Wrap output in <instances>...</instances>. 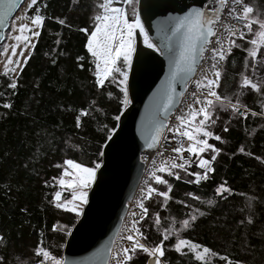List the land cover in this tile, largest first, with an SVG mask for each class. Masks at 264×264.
Returning <instances> with one entry per match:
<instances>
[{"label": "trees", "instance_id": "16d2710c", "mask_svg": "<svg viewBox=\"0 0 264 264\" xmlns=\"http://www.w3.org/2000/svg\"><path fill=\"white\" fill-rule=\"evenodd\" d=\"M38 2L47 5L43 14L53 19L44 21L31 56L15 77L16 95L6 88L11 76L0 74V93H7L0 95V264H36L39 258L34 255V249L41 242L62 257L69 233L52 231V226L72 228L78 217L50 203L57 190L52 177H58L62 171V167L53 165H63L64 159L85 165L92 161L101 163L98 150L117 126L115 115L121 114V107L124 109L120 104L123 96L115 82L105 81L101 88L95 86L94 64L89 63L92 58L84 48L87 37L79 31L82 27L91 29L98 0ZM246 3L254 9L252 16L264 19V0H246ZM131 13L132 7H129V16ZM55 18L65 20L67 26H61ZM236 42L242 48L250 47L246 41ZM57 47L63 55L52 52ZM242 48H233L226 58L220 86L216 89L222 96L231 97L232 103H236L235 93L241 90L239 74L242 71L253 80L264 76V71L258 69L253 75L243 67L246 52ZM77 56L85 57L80 62L84 64L83 69L77 67ZM257 58L260 59L259 54ZM53 59L57 61L55 64ZM242 91L240 102L250 111L260 113L264 97L251 89ZM5 100L11 108L2 107ZM81 109L87 115L80 117L81 125L77 128L76 117ZM215 116L219 118L210 130L220 135L224 143L209 141L222 149L214 162L211 178L196 185L185 183L192 178L183 172L180 180L165 177L172 186L171 199L165 207H161L160 197L147 201L150 216L142 225L149 242L159 243L162 237L151 214L158 213L161 225L166 227L171 219L178 222L196 209L197 220L181 233L182 238L228 256L232 261L264 264V115L240 117L232 114L230 108L224 111L218 106ZM225 127L227 132L223 131ZM240 148L244 151L240 152ZM191 170L199 171L195 165ZM224 181L234 194H225L227 198L221 199L214 189ZM156 187L166 190L163 185ZM189 192L199 199L192 200L187 195ZM62 196L66 197L63 193ZM209 199L215 201L211 206L207 204ZM200 212L204 215L200 216ZM168 244L169 241L164 242L169 264H199L191 253L181 256ZM134 264H147L146 256L138 254ZM209 264L227 262L210 257Z\"/></svg>", "mask_w": 264, "mask_h": 264}, {"label": "snow or ice", "instance_id": "6c2138e0", "mask_svg": "<svg viewBox=\"0 0 264 264\" xmlns=\"http://www.w3.org/2000/svg\"><path fill=\"white\" fill-rule=\"evenodd\" d=\"M21 2L22 0H0V5L5 9L0 11V24L4 23V17L15 11ZM137 3L138 0H98L96 4L98 11L93 16L95 22L91 29L82 27L79 31L87 37L84 48L92 58L89 63L94 64L92 75L95 86L101 88L105 81L115 82L123 96L120 99L122 106L130 103L129 69L133 65V54L137 51L138 43L142 41L144 48L164 55L168 59L167 88L159 109L162 119L154 126V130L145 143L148 149H152L166 129L172 133V140L175 143L171 147V151L175 153V156L163 159L159 165L153 163L152 169L148 173L150 182H145L141 197L136 202V206L140 210L139 215L131 214L133 219L121 236V239L128 243L116 251L111 248L107 249L105 255L106 257L110 256L114 264H134V258L138 254H144L150 264H169L165 258L164 248V242L169 241L170 249H174L181 256L191 253L192 258L199 264H209V257H218L219 260L226 261L227 264H242L240 261H232L228 256L220 255L206 246L181 237V233L191 228L197 220V216L194 214L196 209H193V213L188 214V218L178 222L174 218L171 219L166 227L161 225L158 213L151 214L162 237L159 243L149 242V237L140 222L150 216L145 201H150L153 197H160L162 198L161 207H165L171 199L169 193L172 186L165 177L180 180V173L183 172L185 176L192 178L185 180V183L199 185L202 181H208L211 178L210 174L215 172L214 162L217 161L222 149L209 141L215 140L224 143L220 135H216L210 130V126L215 125L219 118L215 116V109L218 106L224 111L230 108L232 114L246 117L250 110L239 100V97L244 95L242 90L251 89L252 92L264 97V76L253 80L243 71L239 74L241 90L235 93L236 103H232L231 97L222 96L216 90L220 86L226 58L232 53L233 48H242V45L236 42L237 36L240 41H246L250 45L248 48H242L246 52L243 67L253 75L258 69L264 71V19L258 18V15L252 16L254 9L244 0H199V6L183 4L178 9L183 13L182 15L169 17L171 35L167 38L169 41H173L174 45H168L166 51H160L149 39L145 23L141 19V13L134 6ZM121 4L124 7H121ZM129 7H132L131 16L128 14ZM46 9V4L42 5L38 0H28L24 10L11 22L12 32L7 36L14 42L4 45L3 51H0V56L4 57L3 75L5 77L8 76L9 71L18 76L23 64L27 63L32 54V48L35 47L33 38L40 36V29L46 19H53L43 14ZM29 10H32L31 15H29ZM222 13H225L227 19L239 21V24L229 25L225 22V15ZM55 20L61 26H67L65 20L60 18H55ZM4 38L0 36V40ZM55 43L58 45L59 39ZM9 52L10 54L5 55ZM52 52L57 55L64 54L59 51L58 47L53 48ZM84 59V56L76 57L78 68H84V64L80 63ZM56 62L55 59L52 60L53 64ZM13 65L16 67H12ZM177 82L182 89L180 95L189 91V83L194 85L195 90L190 91L191 102L187 105V111L182 115H177L176 122L172 125L167 123V119L174 102L176 94L174 85ZM17 87L15 79H9L6 83V88L12 90V95H16ZM0 95L6 96L7 93H0ZM109 95L111 94L109 93ZM2 107L9 109L11 104L5 100ZM119 111L122 113L123 107ZM86 115L87 111L81 109L76 117L77 128L81 125L80 117ZM251 115L253 117L264 115V103L261 104L260 113L252 111ZM114 119L120 121L121 115H115ZM223 131L227 132L228 128L225 127ZM107 139L111 140L112 136H108ZM98 151L101 157L105 155L103 146ZM239 151L243 152L244 150L240 148ZM185 153L187 156L184 155ZM249 155L251 154L249 153ZM257 159L260 158L257 157ZM193 165L199 171H190ZM53 166L62 167V171L58 177H52L57 190L54 191L50 203L57 209L74 214L75 217L81 216L84 205L89 203V192L98 179L101 163L92 161L85 165L73 159H64L63 165ZM159 185L165 186L166 190L156 187ZM45 186H48L47 181H45ZM214 192L221 199L227 198L225 194H234L233 189L227 186L226 181L218 184ZM62 193L69 195L62 198ZM187 195L192 200L199 199L192 192ZM177 203L183 202L177 201ZM214 203L215 201L211 199L207 201L209 206ZM249 206L251 205L249 204ZM185 207H189V205L185 204ZM21 211L25 210L21 209ZM199 215L203 216L204 213L200 212ZM248 222L251 223L250 218ZM177 223L179 227H173ZM57 230L64 234L71 232V228L63 225L58 228L57 225H53L52 231ZM172 239H174V243H172ZM34 255L39 258L36 264H66L62 257L53 254L43 246L42 242L35 247ZM105 264H108V259H105Z\"/></svg>", "mask_w": 264, "mask_h": 264}, {"label": "water", "instance_id": "95a60500", "mask_svg": "<svg viewBox=\"0 0 264 264\" xmlns=\"http://www.w3.org/2000/svg\"><path fill=\"white\" fill-rule=\"evenodd\" d=\"M21 5L4 17L0 24V36L5 37L9 23ZM183 4L199 6V0H138L137 11L141 13L149 39L160 51L174 45L169 17L182 15L178 9ZM0 5V11H4ZM4 39L0 40V45ZM169 61L144 48L142 41L133 54L129 69V101L124 105L121 119L103 146L98 179L89 192V203L84 205L81 216L68 234L62 258L66 264H105L106 250L112 248L113 240L126 212V204L132 198L142 174L139 159L148 149L145 141L162 117L159 109L167 88ZM176 94L170 114L176 109L182 92L179 82L174 85ZM169 117V116H168ZM150 264V261H147Z\"/></svg>", "mask_w": 264, "mask_h": 264}, {"label": "built area", "instance_id": "2783aa9c", "mask_svg": "<svg viewBox=\"0 0 264 264\" xmlns=\"http://www.w3.org/2000/svg\"><path fill=\"white\" fill-rule=\"evenodd\" d=\"M246 3V0H244ZM247 4V3H246ZM222 15H225V13H222ZM225 22L229 25H238L239 21L237 20H231L227 19L225 15ZM238 39V36L236 38ZM189 91L186 92L184 95H181V98L179 100V103L176 107V109L169 115L167 119V123L174 125L175 124V117L177 115H182L184 112L187 111V105L191 102L190 99V91H194V85L189 83L188 85ZM252 111H249L248 115L251 114ZM174 141L172 140V133L168 132L166 129L162 132L159 142L157 143L156 147L152 150L144 151L140 154L139 159L143 164L142 174L139 178L137 187L135 189V192L130 199L129 202L126 204V212L125 215L121 221L120 228L113 240L112 244V250L116 251L118 249H121L124 247L128 242L121 239V236L124 234V229L126 226L130 223V221L133 219L132 213H136L137 216L139 215V208L136 206V202L141 197V191L145 185V182H150L148 173L151 171L153 163L159 165L163 159L173 157L175 156V153L171 151V147L174 145ZM187 156V153L184 154ZM179 162V161H177ZM147 201H145L146 204ZM144 221V220H143ZM141 221V225L142 222ZM108 264H114L111 257L109 256Z\"/></svg>", "mask_w": 264, "mask_h": 264}, {"label": "rangeland", "instance_id": "374dc122", "mask_svg": "<svg viewBox=\"0 0 264 264\" xmlns=\"http://www.w3.org/2000/svg\"><path fill=\"white\" fill-rule=\"evenodd\" d=\"M27 2H28V0H25L24 1V3H23V5L20 7V9L18 10V12L13 16V18L11 19V21H10V23H9V27H8V29H7V31H6V34H5V38H4V41L2 42V44L0 45V51H3V46L4 45H8V44H11V43H13L14 41H12V40H10V39H8V36H7V34L8 33H10V32H12V28H11V22L13 21V20H15V18H16V16L17 15H19L23 10H24V8L26 7V4H27ZM136 5L137 4H134V6L136 7ZM122 7H124V5H122ZM132 14V13H131ZM254 28L256 27V26H253ZM35 40H36V38H33V43H35ZM26 52H27V50H25ZM8 54H10V52L9 53H6L5 55H8ZM22 59V58H21ZM4 57L3 56H0V74H3L4 73ZM12 67H16L15 65H13ZM20 71V70H19ZM8 75H10L11 76V79H15V77L17 76V75H15L14 73H12L11 71H9L8 72ZM63 195L64 196H68L69 194L68 193H63ZM62 198H63V196H62ZM210 258V257H209Z\"/></svg>", "mask_w": 264, "mask_h": 264}]
</instances>
